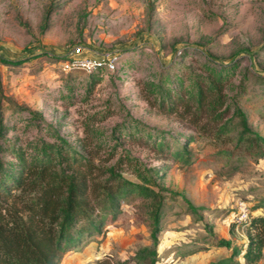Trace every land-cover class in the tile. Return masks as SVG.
I'll return each instance as SVG.
<instances>
[{
	"label": "rangeland",
	"instance_id": "obj_1",
	"mask_svg": "<svg viewBox=\"0 0 264 264\" xmlns=\"http://www.w3.org/2000/svg\"><path fill=\"white\" fill-rule=\"evenodd\" d=\"M75 47L78 57L116 52V69H64ZM0 57L21 61L0 62L3 160H13V148L55 142L56 131L78 152L92 154L95 164L108 166L128 153L150 170L149 188L157 193L121 200L114 220L85 236L60 264H88L104 255L133 262L135 254L153 249L143 262L244 264L240 253L230 255L232 248H245L246 221L264 214V0H0ZM220 64H234L223 71L230 108L221 119L201 110L193 125L190 115L150 103L162 72L172 88L177 78L186 87L195 75L206 86L207 69ZM236 106L261 147H236L238 119L225 121ZM223 122L225 135L216 131ZM185 132L194 138L186 141ZM159 140L167 151L184 145L192 161L157 152ZM122 176L137 181L125 165ZM185 199L202 209L191 212ZM219 239L232 248L216 246ZM261 252L253 264H264V246Z\"/></svg>",
	"mask_w": 264,
	"mask_h": 264
},
{
	"label": "trees",
	"instance_id": "obj_2",
	"mask_svg": "<svg viewBox=\"0 0 264 264\" xmlns=\"http://www.w3.org/2000/svg\"><path fill=\"white\" fill-rule=\"evenodd\" d=\"M0 62L17 64L21 61L0 57ZM233 67L234 64H220L219 70L208 68L206 86L200 82L202 77L195 75L186 87L177 78L178 86L172 88L169 87L172 78L162 72L151 89V93L156 95L150 103L166 113L175 112L182 117L190 115L188 119L193 125H196L197 114L201 110L213 115V121L221 119L230 108L224 103L222 93V82L227 77L223 71L229 73ZM177 107L181 109L176 111ZM234 117H237L240 128L236 147H261L262 138L250 128L247 115L237 106L232 108L225 121L229 122ZM226 124H220L216 131L225 135L228 131ZM51 135L55 142L38 140L32 147L13 148L11 161L0 157V264H60L63 255L79 247L85 236L99 232L105 222L114 220L120 213V201L128 195H157L149 188L152 182L150 170L128 153L123 152L114 163L102 166L95 164L91 153L87 156L78 152L56 131ZM181 137L189 142L194 135L185 132ZM79 141L81 146H86L85 138ZM155 146L157 152H165L185 164L193 159V153L184 145L167 151L163 150L166 147L159 140ZM122 165L137 181L122 176ZM185 201L191 212L202 209ZM160 212L159 203L152 216L154 223L150 237L153 246L157 245L156 233L160 230L157 216ZM245 225L243 250L232 248L224 239H219L215 245L232 248L230 255L240 253L244 264H253L262 257L264 214L250 216ZM150 254L155 255V249L135 254L133 262L112 261L104 255L88 264H154L152 258L143 262ZM226 263H230L229 260L211 262Z\"/></svg>",
	"mask_w": 264,
	"mask_h": 264
},
{
	"label": "built area",
	"instance_id": "obj_3",
	"mask_svg": "<svg viewBox=\"0 0 264 264\" xmlns=\"http://www.w3.org/2000/svg\"><path fill=\"white\" fill-rule=\"evenodd\" d=\"M79 51V48L75 47L71 50V53L65 57L63 60L64 69H81L86 72H90L97 68L112 71L117 67L118 54L116 52H111L105 57H78L76 55L79 53Z\"/></svg>",
	"mask_w": 264,
	"mask_h": 264
}]
</instances>
